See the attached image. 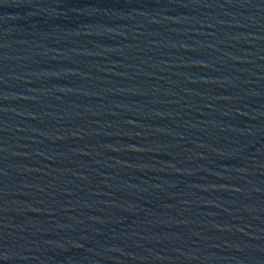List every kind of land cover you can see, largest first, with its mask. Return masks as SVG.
Segmentation results:
<instances>
[{
  "label": "water",
  "instance_id": "1",
  "mask_svg": "<svg viewBox=\"0 0 264 264\" xmlns=\"http://www.w3.org/2000/svg\"><path fill=\"white\" fill-rule=\"evenodd\" d=\"M263 245L264 0H0V264Z\"/></svg>",
  "mask_w": 264,
  "mask_h": 264
}]
</instances>
